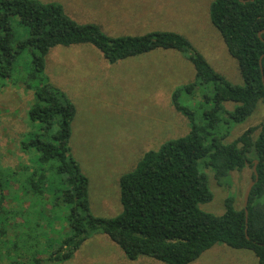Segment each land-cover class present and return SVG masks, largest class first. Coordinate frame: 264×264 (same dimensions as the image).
Returning <instances> with one entry per match:
<instances>
[{"label": "trees", "instance_id": "1", "mask_svg": "<svg viewBox=\"0 0 264 264\" xmlns=\"http://www.w3.org/2000/svg\"><path fill=\"white\" fill-rule=\"evenodd\" d=\"M209 17L237 63L242 86L232 85L214 71L180 34L158 31L111 37L95 24L75 22L59 3L0 0V93L6 84H18L12 80L19 72L17 63L29 60L20 87L34 99L27 111L29 123L41 127L39 134L21 145L38 155L41 172L35 170L25 180L24 196L43 198L45 174H50L51 185H56L55 206L66 210L60 232L52 235L50 225L30 220L22 205L18 212L7 207L6 183L0 180V264H61L95 234L109 238L130 261L148 257L163 264H191L222 244L249 251L258 264H264V121L229 144L213 136L224 119L242 123L264 105V0H214ZM78 45H91L110 64L157 50L176 51L195 71V82L172 94L175 110L188 119L189 133L145 153L133 171L121 176L122 212L110 219L90 213L89 181L69 149L75 106L44 76L51 50ZM197 86L212 91L200 114L178 101L183 93L192 95ZM226 102L235 104L232 111L224 108ZM254 166L257 180L249 194L247 215L243 204L237 209L231 197L224 201L223 215L200 210V204L213 198L201 167L211 170L220 186L232 172L247 167L254 181Z\"/></svg>", "mask_w": 264, "mask_h": 264}, {"label": "rangeland", "instance_id": "2", "mask_svg": "<svg viewBox=\"0 0 264 264\" xmlns=\"http://www.w3.org/2000/svg\"><path fill=\"white\" fill-rule=\"evenodd\" d=\"M39 1L59 3L75 22L95 24L111 37L142 36L158 31L180 34L214 71L232 85H243L237 63L227 53L220 34L210 21L209 8L214 0ZM17 68L19 72L12 80H18V84L13 87L6 84L0 93V180L6 183L4 193L9 209L18 212L22 205L21 210L30 220L41 226L48 223L50 231L47 230L57 235L66 210L62 205L55 206L56 185H51L52 176L45 174L43 198L24 196L25 180L33 171L37 170L38 175L41 172L38 155L32 149L22 150L21 145L39 134L41 127L29 123L27 111L34 99L31 92L20 87L22 78L28 73L29 60L19 61ZM44 76L75 106L69 149L89 181L91 215L104 219L117 217L122 212L121 176L133 171L145 153L157 151L165 142L189 133L188 119L175 110L172 94L195 82L193 66L183 54L164 50L110 64L91 45H78L51 50L45 59ZM206 96L211 97L212 91L197 86L192 95L183 93L178 101L180 106L200 114L207 108ZM223 105L229 111L235 107L231 102ZM263 106L260 104L257 112L242 123L224 119L213 136L222 144L233 142L244 131L264 121ZM195 122L200 124L198 118ZM257 133L258 130L255 137ZM201 169L208 176L213 195L210 202L199 205L201 211L223 215L224 201L228 197L236 200L237 209L242 207L244 192L252 180L251 168L232 172L220 186L211 170ZM261 202L264 203V197ZM61 264L163 263L148 257L130 261L109 238L95 234L70 260ZM191 264H258V261L249 251L217 244Z\"/></svg>", "mask_w": 264, "mask_h": 264}, {"label": "water", "instance_id": "3", "mask_svg": "<svg viewBox=\"0 0 264 264\" xmlns=\"http://www.w3.org/2000/svg\"><path fill=\"white\" fill-rule=\"evenodd\" d=\"M255 165H256V162H255ZM253 172L255 174V180L250 182V184L246 188L244 195H243V208H244L246 215H247V205H248V200H249V194H250V191H251L252 187L254 186V184L257 180V176H256V172H255V166L253 167Z\"/></svg>", "mask_w": 264, "mask_h": 264}]
</instances>
